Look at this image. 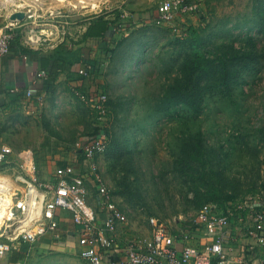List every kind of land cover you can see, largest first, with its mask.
Returning a JSON list of instances; mask_svg holds the SVG:
<instances>
[{
  "label": "rangeland",
  "instance_id": "374dc122",
  "mask_svg": "<svg viewBox=\"0 0 264 264\" xmlns=\"http://www.w3.org/2000/svg\"><path fill=\"white\" fill-rule=\"evenodd\" d=\"M4 1L0 35L11 30L27 47L48 46L65 59L78 57V42L95 18L119 17L128 30L101 54L88 79L91 90L67 89L49 106L18 102L0 109V148L34 152L42 174L72 162L87 178L88 167L73 146L106 130L108 144L94 176L124 213L122 242L149 235L153 216L180 233L206 203L249 229L264 209V0H193L198 14L167 24L154 21L161 0H94V7L79 0ZM198 50L208 65L200 73V110L185 101L165 106V93L183 81ZM225 65L230 80L222 84ZM97 92L107 97L104 118L91 99ZM200 141L205 156L188 172L187 157L197 155ZM89 195L87 186V200ZM50 256L37 253L33 261L26 247L14 246L0 264L19 258L85 264L81 254L75 263Z\"/></svg>",
  "mask_w": 264,
  "mask_h": 264
},
{
  "label": "built area",
  "instance_id": "2783aa9c",
  "mask_svg": "<svg viewBox=\"0 0 264 264\" xmlns=\"http://www.w3.org/2000/svg\"><path fill=\"white\" fill-rule=\"evenodd\" d=\"M198 12L196 1L161 0L154 21L173 23L182 15ZM13 39L11 30L0 35V57L9 53ZM31 39L36 40L32 36ZM78 72L90 79L95 74V66L86 61ZM45 73L42 70L39 75ZM26 94L43 104L37 89L29 88ZM91 99L100 118H104L108 112L106 94L97 92ZM107 141V132L101 129L76 141L73 147L95 172ZM87 186V178L71 163L58 170L56 179H44L34 152L17 155L10 145H3L0 148V204L4 192L9 195L11 204L10 214L0 226V257L13 250L14 241L33 244L48 233L60 239L63 234L58 209L69 211L79 227L85 264H231L232 254L241 249L230 217L219 213L210 203L203 204L191 225L180 233L169 232L159 218L153 216L149 235H137L122 242L118 238L125 217L122 209L110 198L103 183L97 186L100 198V209H97L86 198ZM248 235L264 247V209L255 214ZM5 236L9 240H4ZM237 262L264 264V249L257 254L254 246L244 247ZM16 264H28L27 258L17 260Z\"/></svg>",
  "mask_w": 264,
  "mask_h": 264
},
{
  "label": "crops",
  "instance_id": "0c3cea01",
  "mask_svg": "<svg viewBox=\"0 0 264 264\" xmlns=\"http://www.w3.org/2000/svg\"><path fill=\"white\" fill-rule=\"evenodd\" d=\"M157 15L156 14L154 17ZM105 19L111 21L114 20L111 16H104ZM98 18L91 20L89 24L85 27L81 39L78 42V57L71 59L70 57L60 56L58 51L48 49V46L40 45H31L27 47L23 41H19L18 48L14 51L11 50L9 53L0 57V109L8 108L11 105L22 102L32 106L40 105L36 98H30L26 95V90L29 88H35L38 90L39 94L43 98V104L49 106L52 98L55 99V102H60L62 99V94L67 89H80V90H91L92 86L89 84L90 80L82 77L80 81L75 80L79 78V68L82 66V50L86 46V40L84 39L85 34L87 33L90 25H94L95 21ZM121 22V21H120ZM124 24V23H123ZM123 32V30H114L110 29L104 36L96 35V40L102 41L105 40L108 42L107 48L97 49L95 56L91 61L95 64L100 59V56L103 52L108 54L111 46L115 42V38L118 33ZM77 47V45H76ZM46 59V62H49L46 66L42 63V59ZM56 64L57 66H62L63 68L58 69L54 74H51L50 67L48 65ZM45 70L44 75H39V72ZM79 80V79H78ZM14 150V149H13ZM83 159V157H81ZM84 161V159H83ZM73 164L68 162L66 164L60 165L56 168L55 171H52L53 175L50 173L51 170L45 169L44 174H40L41 177L48 180L56 179L58 170L65 167L67 164ZM85 163V161H84ZM87 165V184L91 190V197L89 195V202L97 209H100V198L98 195L97 186L100 184V180L95 179L93 170L90 166ZM76 171L77 168L76 167ZM80 172V171H79ZM81 173V172H80ZM94 183V184H93ZM57 215L60 218V227L62 231V237L60 239L54 238L50 233L40 236L37 241L33 244H28L24 242L14 241L15 247H26V252L29 254L30 260H33L37 257V253H49V259H60L63 262L75 263L72 262L74 256H82L83 246L79 241V227L73 222L71 213L64 209H58ZM254 219L249 227L253 225ZM234 235L237 242H239V247L241 249L254 246V249L257 254L263 252V245H261L257 240L253 239L248 235V230H244V225H236L234 222ZM121 227V226H120ZM4 240H9L8 237H4ZM195 243V241H192ZM241 249L236 250L232 254L231 264H238L237 257L241 253ZM38 258V257H37ZM21 259V258H19ZM17 259V260H19ZM16 260V262H17ZM34 261V260H33ZM14 262L13 264H16ZM77 262V261H76ZM8 264H12L8 262Z\"/></svg>",
  "mask_w": 264,
  "mask_h": 264
},
{
  "label": "trees",
  "instance_id": "16d2710c",
  "mask_svg": "<svg viewBox=\"0 0 264 264\" xmlns=\"http://www.w3.org/2000/svg\"><path fill=\"white\" fill-rule=\"evenodd\" d=\"M193 1V0H192ZM128 25H125L120 22L119 17L115 18L113 21L109 19H105L103 17H98V20L95 21L94 25H90L87 33L84 36V39L86 40V46L82 50V61L83 63L91 62L95 66L96 71V64L91 61L93 57L95 56V53L97 49L99 48H107L108 42L105 40L98 41L96 40V35L104 36L106 32H108L110 29L114 28V30H123L126 31ZM128 30V29H127ZM19 46V39L18 37L13 39L10 42V49L16 50ZM110 52V51H109ZM46 59H42V63L44 66H46L49 62L45 61ZM207 62L204 52L202 50L197 51V56L194 59V64L192 69L188 72V74L184 77L183 81H176L174 85L171 86L170 90L165 93V96L163 98V101L165 102V106H172L173 104H178L182 102H188L192 105V108L194 110H200V106L202 103V100L204 98V93L199 88V82H200V73L201 70L206 68L208 65L205 64ZM50 67L51 74H54L58 69L63 68L62 66H57L56 64H52ZM228 69L229 65H225L223 69L221 70V75L219 79L221 80L220 83L227 84V82L230 80L228 77ZM177 83V85H176ZM201 143V141H200ZM197 151V155H188V161L190 162V167H187L188 172H190L193 169L194 162L200 158H203L205 156V152L202 147V143L199 147L195 149Z\"/></svg>",
  "mask_w": 264,
  "mask_h": 264
},
{
  "label": "bare ground",
  "instance_id": "6f19581e",
  "mask_svg": "<svg viewBox=\"0 0 264 264\" xmlns=\"http://www.w3.org/2000/svg\"><path fill=\"white\" fill-rule=\"evenodd\" d=\"M16 0H5L4 3H12ZM62 1V0H61ZM80 3H83V6H97V4L95 3L94 0H79ZM43 31L45 32L46 30L43 29ZM5 195H3L1 198H3L1 200V204H0V226L3 223L5 217L10 214V211L8 210L9 205L11 204V199L9 197V195H7L4 192Z\"/></svg>",
  "mask_w": 264,
  "mask_h": 264
}]
</instances>
